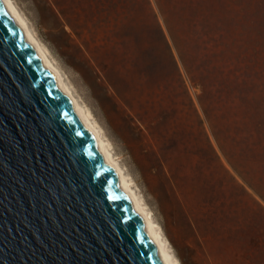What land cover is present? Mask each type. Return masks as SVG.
Instances as JSON below:
<instances>
[{
	"label": "rangeland",
	"instance_id": "1",
	"mask_svg": "<svg viewBox=\"0 0 264 264\" xmlns=\"http://www.w3.org/2000/svg\"><path fill=\"white\" fill-rule=\"evenodd\" d=\"M14 1L180 263L264 264V0Z\"/></svg>",
	"mask_w": 264,
	"mask_h": 264
},
{
	"label": "water",
	"instance_id": "2",
	"mask_svg": "<svg viewBox=\"0 0 264 264\" xmlns=\"http://www.w3.org/2000/svg\"><path fill=\"white\" fill-rule=\"evenodd\" d=\"M0 264H167L2 0Z\"/></svg>",
	"mask_w": 264,
	"mask_h": 264
},
{
	"label": "bare ground",
	"instance_id": "3",
	"mask_svg": "<svg viewBox=\"0 0 264 264\" xmlns=\"http://www.w3.org/2000/svg\"><path fill=\"white\" fill-rule=\"evenodd\" d=\"M2 2L5 4L8 11L13 16L14 20L23 30L25 36L28 38V40L35 48L42 62L56 78L65 97L74 106L86 130L95 139L98 148L103 154L109 168L115 173V175L121 181L125 190L129 192V195L133 198L135 205L138 208V211L141 213V215L143 216L146 222V226L148 227L151 236L153 237L154 241L156 242V244L162 251L163 255L165 256V260L167 264H181L177 255L172 250L171 243L169 239L166 237L162 227L155 219L152 211L147 207L145 200L137 191L133 179L130 178L128 173L125 171L123 165L116 157L110 140L107 138L105 132L103 131L102 127L98 124L97 120L94 118L90 109L87 108L80 101L79 97L76 95L71 84L66 79L65 75L63 74L59 66L55 63V61L51 57L49 50L43 45L40 39L35 35L29 22L27 21V19L25 18L24 14L21 12L15 1L2 0ZM126 142L130 153H133L135 159H137V157H141L143 160L149 159L150 157L149 154L152 152L148 154L145 153L143 154L142 153L143 151L140 150L141 146L139 144H135L131 138H126ZM144 164L148 169L149 165L146 163V161L144 162Z\"/></svg>",
	"mask_w": 264,
	"mask_h": 264
},
{
	"label": "trees",
	"instance_id": "4",
	"mask_svg": "<svg viewBox=\"0 0 264 264\" xmlns=\"http://www.w3.org/2000/svg\"><path fill=\"white\" fill-rule=\"evenodd\" d=\"M164 197V196H163ZM163 197L162 196H160V198H162L163 199Z\"/></svg>",
	"mask_w": 264,
	"mask_h": 264
}]
</instances>
